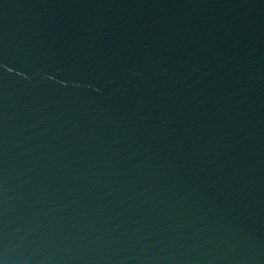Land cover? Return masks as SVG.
<instances>
[{
  "label": "water",
  "instance_id": "1",
  "mask_svg": "<svg viewBox=\"0 0 264 264\" xmlns=\"http://www.w3.org/2000/svg\"><path fill=\"white\" fill-rule=\"evenodd\" d=\"M0 264H264V0H0Z\"/></svg>",
  "mask_w": 264,
  "mask_h": 264
}]
</instances>
